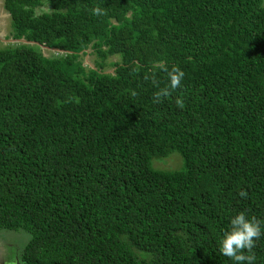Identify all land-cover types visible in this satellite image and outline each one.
Wrapping results in <instances>:
<instances>
[{
    "label": "trees",
    "instance_id": "16d2710c",
    "mask_svg": "<svg viewBox=\"0 0 264 264\" xmlns=\"http://www.w3.org/2000/svg\"><path fill=\"white\" fill-rule=\"evenodd\" d=\"M2 7L10 38L62 50L0 47V229L29 234L22 264H233L230 219L264 223L262 0ZM161 62L185 76L157 103ZM172 151L179 169L151 167Z\"/></svg>",
    "mask_w": 264,
    "mask_h": 264
},
{
    "label": "clouds",
    "instance_id": "9594fccd",
    "mask_svg": "<svg viewBox=\"0 0 264 264\" xmlns=\"http://www.w3.org/2000/svg\"><path fill=\"white\" fill-rule=\"evenodd\" d=\"M91 11L96 16L106 14L105 10L100 7H94ZM153 67L165 72L169 78V85L159 88L154 93V101L162 103L161 98L171 96L180 88L185 73L178 66H173L169 70L167 65L162 62L154 64ZM148 78L147 76L145 77L146 80ZM153 83L157 84V81L153 80ZM177 103L182 106L179 100ZM238 195L244 199L248 197V193L245 190H240ZM262 235H264V223L257 217H249L244 211H240L230 219V228L224 231L219 241L220 255L228 257L233 264H256V254L253 249Z\"/></svg>",
    "mask_w": 264,
    "mask_h": 264
},
{
    "label": "rangeland",
    "instance_id": "374dc122",
    "mask_svg": "<svg viewBox=\"0 0 264 264\" xmlns=\"http://www.w3.org/2000/svg\"><path fill=\"white\" fill-rule=\"evenodd\" d=\"M262 5H264V0H262ZM35 12L39 13L40 9L38 8ZM8 25L9 17L5 11L2 10L0 0V32L2 35L3 32H6L5 34L9 33ZM8 42L9 44L16 43L11 41H0V47L8 45L6 44ZM41 51L45 56H48L49 53L55 52L47 49H41ZM86 60L91 62L89 56L86 57ZM109 60H115V57H108L107 61ZM105 71L110 72L111 68L106 66ZM181 163V157L175 151L170 152L164 157L155 156L150 159L151 167L159 170H177L181 167ZM28 235L29 234L22 229H0V264H22L20 261V252L23 245L28 240Z\"/></svg>",
    "mask_w": 264,
    "mask_h": 264
},
{
    "label": "water",
    "instance_id": "95a60500",
    "mask_svg": "<svg viewBox=\"0 0 264 264\" xmlns=\"http://www.w3.org/2000/svg\"><path fill=\"white\" fill-rule=\"evenodd\" d=\"M0 41H11V42H16V43H23V44H36L40 47V49H47V50H53V51H58V52H62V50H59L57 48H51V47H48L44 44H39L35 41H28V40H25L24 38H18V39H13V38H9V39H4L2 37V34L0 32ZM88 56V51H86V53L84 54V60L82 61V65H87L89 66L90 68H93V65L91 62L87 61L86 60V57Z\"/></svg>",
    "mask_w": 264,
    "mask_h": 264
},
{
    "label": "flooded vegetation",
    "instance_id": "af4514ba",
    "mask_svg": "<svg viewBox=\"0 0 264 264\" xmlns=\"http://www.w3.org/2000/svg\"><path fill=\"white\" fill-rule=\"evenodd\" d=\"M2 3H3V0H1V8H2V10H4L3 9V7H2ZM5 11V10H4ZM5 13L7 14V16H8V13L5 11ZM9 17V16H8ZM9 26V25H8ZM6 33V32H5ZM4 32H3V35H2V37L4 38V39H9L10 37H9V33H7V34H5ZM6 44H9V42L8 43H6Z\"/></svg>",
    "mask_w": 264,
    "mask_h": 264
}]
</instances>
